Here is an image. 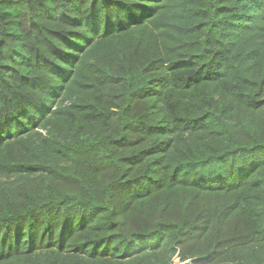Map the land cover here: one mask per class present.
Masks as SVG:
<instances>
[{
  "label": "trees",
  "instance_id": "obj_1",
  "mask_svg": "<svg viewBox=\"0 0 264 264\" xmlns=\"http://www.w3.org/2000/svg\"><path fill=\"white\" fill-rule=\"evenodd\" d=\"M175 258L264 264V0H0V264Z\"/></svg>",
  "mask_w": 264,
  "mask_h": 264
},
{
  "label": "rangeland",
  "instance_id": "obj_2",
  "mask_svg": "<svg viewBox=\"0 0 264 264\" xmlns=\"http://www.w3.org/2000/svg\"><path fill=\"white\" fill-rule=\"evenodd\" d=\"M216 163H218V162H216ZM216 163H215V164H212V166H213V170H214V171H219L221 167H219L218 164H216ZM209 169H210V168H209ZM209 169L201 168V171H207V170H209Z\"/></svg>",
  "mask_w": 264,
  "mask_h": 264
},
{
  "label": "water",
  "instance_id": "obj_3",
  "mask_svg": "<svg viewBox=\"0 0 264 264\" xmlns=\"http://www.w3.org/2000/svg\"><path fill=\"white\" fill-rule=\"evenodd\" d=\"M173 262H174V264H191V260H187V261H185V262H183V263H180L179 261H178V259H174L173 260Z\"/></svg>",
  "mask_w": 264,
  "mask_h": 264
}]
</instances>
